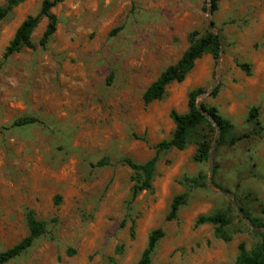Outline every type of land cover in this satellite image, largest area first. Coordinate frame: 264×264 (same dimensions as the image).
<instances>
[{
    "label": "rangeland",
    "instance_id": "rangeland-1",
    "mask_svg": "<svg viewBox=\"0 0 264 264\" xmlns=\"http://www.w3.org/2000/svg\"><path fill=\"white\" fill-rule=\"evenodd\" d=\"M44 1L27 0L0 23V253L28 236V211L46 223L8 264H138L159 229L151 264H237L241 244L250 251L261 242L241 208L264 222V0H219L212 16V0H64L52 9L58 26L48 45H39L42 18L35 49L4 60ZM207 31L221 37L218 62L204 55L183 83L146 105L145 91L182 58L191 34ZM196 89L199 105L231 123L230 138L249 137L218 146L217 131L204 163L194 161L195 143L161 152L153 189L132 201L133 172L122 159H152L176 129L171 113H188ZM252 108L258 125L249 122ZM22 117L39 122L14 127ZM180 195L187 203L170 221ZM217 212L231 220L229 241L197 222Z\"/></svg>",
    "mask_w": 264,
    "mask_h": 264
},
{
    "label": "trees",
    "instance_id": "trees-1",
    "mask_svg": "<svg viewBox=\"0 0 264 264\" xmlns=\"http://www.w3.org/2000/svg\"><path fill=\"white\" fill-rule=\"evenodd\" d=\"M27 0H7L6 4L0 7V23L6 19L10 12L17 6L23 4ZM64 0H45L42 4L40 13L37 16H29L22 22L16 30L13 39L10 41L3 56L4 60H8L11 56L21 52L23 49H35L32 42V35L39 25L42 18L48 19L47 28L40 40L39 45L45 48L51 38L57 31L58 19L52 13V9ZM219 0H212V11L215 13L218 10ZM190 47L184 53L182 58L175 64L168 67L145 91L143 100L146 105L163 99L166 89L174 82L183 83L189 73L195 67V64L204 55H211L215 62L221 57V37L212 32L207 31L201 35L194 32L190 36ZM239 68L250 75L249 66L246 64L239 65ZM203 94L202 89H196L189 94L188 113L180 115L173 111L171 119L173 120L176 129L170 140L159 143L156 147V155L146 163L139 164L131 158L125 157L122 163L129 167L132 172V180L134 186L132 188V201H134L141 193L151 191L153 189V180L156 173V165L158 155L163 151L176 149L179 151L185 150L189 145L195 143L198 148L194 156L196 163L208 162L212 145L216 139L218 146L230 145L233 146L248 135L243 137L230 138L232 130L231 123L225 119L216 107H209L205 104H198V98ZM213 97L218 95V89H215ZM259 117V109L252 108L249 112V122H255L257 125ZM212 118L216 122L217 128L209 120ZM38 119L34 117H22L13 122L14 127H24L38 123ZM108 160L99 162V166L108 165ZM194 186L200 187L197 180L192 181ZM187 203V195L176 197L171 205V211L168 220H174L181 208ZM243 216L247 218L251 226L256 230V234L260 236L261 242L256 244L252 250L247 251L244 244L239 247L240 253L237 257V264H264V222L262 219L253 217L248 211L241 208ZM27 225L29 234L21 242L11 249L0 253V264H8L20 257L24 252L30 249L34 242L46 233V223L36 218L33 211H28ZM198 224H210L216 227L217 237L224 241H229V236L225 233V229L231 224V220L224 212H217L209 216H200ZM162 230L152 232L149 237L148 246L143 252L138 264H151L152 255L156 250L159 241L163 238Z\"/></svg>",
    "mask_w": 264,
    "mask_h": 264
},
{
    "label": "water",
    "instance_id": "water-1",
    "mask_svg": "<svg viewBox=\"0 0 264 264\" xmlns=\"http://www.w3.org/2000/svg\"><path fill=\"white\" fill-rule=\"evenodd\" d=\"M209 16H212V10H210V12H209ZM212 32H213V31H212ZM209 120L212 122V124H213L215 127H217L216 122H214L212 118H209ZM217 129H218V127H217ZM239 211H240V210H239ZM240 213H241V211H240Z\"/></svg>",
    "mask_w": 264,
    "mask_h": 264
}]
</instances>
